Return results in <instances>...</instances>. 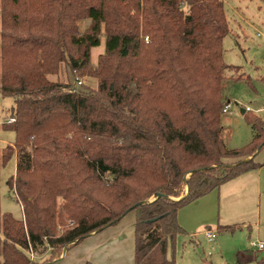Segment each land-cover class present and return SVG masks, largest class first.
Masks as SVG:
<instances>
[{"label":"trees","instance_id":"trees-1","mask_svg":"<svg viewBox=\"0 0 264 264\" xmlns=\"http://www.w3.org/2000/svg\"><path fill=\"white\" fill-rule=\"evenodd\" d=\"M228 34L222 0H0V96L13 100L14 120L3 127L15 137L0 164L16 156L7 185L23 213L0 210V264H38L29 250H50L49 264L132 211L133 264H175L178 212L264 165L254 161L258 117L244 114L248 145L225 144L221 98L226 73L239 70L223 62ZM62 69L96 86L49 80ZM186 176L188 193L174 200Z\"/></svg>","mask_w":264,"mask_h":264},{"label":"rangeland","instance_id":"rangeland-1","mask_svg":"<svg viewBox=\"0 0 264 264\" xmlns=\"http://www.w3.org/2000/svg\"><path fill=\"white\" fill-rule=\"evenodd\" d=\"M222 1L229 29V34L222 42L223 62L239 70L234 69L226 73L221 106L230 102L232 116L230 118L228 115H222L221 123L225 134L227 133L225 141L227 149L238 150L248 145L253 136L251 126L246 122L244 114L258 117L264 122V38L256 37L258 32L264 35V3L259 0H244L245 2L240 5L241 1ZM89 24L88 21H82L79 24L80 32H83ZM104 52L105 37L101 36L100 45L92 48L90 52L93 66H96L98 57ZM231 77L234 78L231 80ZM237 77L249 78L251 85L246 81H235ZM49 80L71 83L73 87H78L77 81L84 86H96V81L87 77L74 81L66 69H62L57 76H50ZM12 107L11 98L0 96V146L12 145L15 141L14 134L9 130H3L1 126ZM241 110L245 111L244 114H241ZM254 155L256 163H264V147ZM237 162L238 159L224 160L225 164ZM254 171V175L257 171L261 175L258 181L259 190L257 181L256 188H251L249 191L231 190L232 193L228 194L225 188L219 193L215 190L179 211L182 215H186L191 225L188 228L191 229L183 230L184 233L169 242L168 258L173 259L175 264H236L238 253L250 251L257 259L264 257V250L258 251L253 246L264 242V165ZM14 173V157L4 165L0 164V210L15 219H20L19 203L14 191L7 185ZM188 178L189 176H186L182 181L179 197L173 198L174 200L186 196ZM152 199L154 198H150L149 201ZM134 215V211L129 212L124 221L127 222L128 217ZM73 225L70 220L64 225H58L57 236L62 235ZM207 230L215 232V239L211 242L206 238ZM50 253V250L40 256L34 253L32 261L38 264L50 261Z\"/></svg>","mask_w":264,"mask_h":264},{"label":"crops","instance_id":"crops-1","mask_svg":"<svg viewBox=\"0 0 264 264\" xmlns=\"http://www.w3.org/2000/svg\"><path fill=\"white\" fill-rule=\"evenodd\" d=\"M234 1H241L239 2V4L242 5V3H244L245 1H253V0H245V1L234 0ZM259 1L261 3L262 2L264 3V0H259ZM242 18L244 19L243 16ZM246 23H248V21ZM233 78L234 77H231V80ZM10 111L6 116L7 119L1 125L2 129L6 131L9 130V128L6 126L3 127V125L10 123L9 122L11 120L9 116ZM228 116H230L231 118L232 110ZM9 131L13 133L12 130ZM4 146L5 144L0 147H4ZM13 157L15 159V169H16V156L14 155ZM254 172L255 171L249 172L234 180L225 183L224 185H222L217 189L218 193L223 188H225L228 194L232 193L231 190L236 192L238 191L242 192L245 190L249 191V189L251 188L253 189L256 188V181H257V189L259 190L258 181H260L261 175H259L258 171L254 175ZM19 207L21 210V218L17 220H22L23 213L20 204ZM126 216H124L116 225L108 227L101 232L91 234L87 239H85L80 244L68 246L65 250H62L59 258L53 260L49 264H133L134 243H135V232H134L135 215L133 217H128L129 220L125 222L124 220ZM177 220L182 230L188 231L191 229L188 228L191 227V225L189 223V220L186 218V215L184 214L182 215L181 213L178 212ZM237 257L238 260L242 261L244 264H254V261L256 259L254 254L252 255L250 251H246L243 254L238 253Z\"/></svg>","mask_w":264,"mask_h":264},{"label":"built area","instance_id":"built-area-1","mask_svg":"<svg viewBox=\"0 0 264 264\" xmlns=\"http://www.w3.org/2000/svg\"><path fill=\"white\" fill-rule=\"evenodd\" d=\"M256 37L257 38H264V35L260 32H258L256 34ZM147 41V39H145ZM77 84L80 85L81 82L80 81H77ZM231 112V104L230 102H227V103H223L222 107H221V115H229ZM14 120H10L9 122L10 123H13ZM205 235H206V238L208 241H213L215 239V232L214 231H210V230H207L205 232ZM258 251H263L264 250V243L262 242H259L257 244H254L253 245ZM29 254H30V259L31 260H34V254L32 252V250H29Z\"/></svg>","mask_w":264,"mask_h":264},{"label":"water","instance_id":"water-1","mask_svg":"<svg viewBox=\"0 0 264 264\" xmlns=\"http://www.w3.org/2000/svg\"><path fill=\"white\" fill-rule=\"evenodd\" d=\"M241 114H244V111H241ZM187 193H188V189H187ZM158 198H154L151 201H149V203H152L153 201H156ZM67 248V247H66ZM66 248H64L63 250H65Z\"/></svg>","mask_w":264,"mask_h":264}]
</instances>
